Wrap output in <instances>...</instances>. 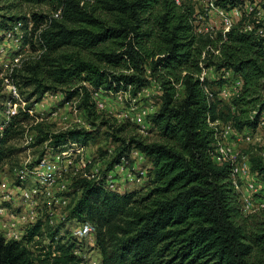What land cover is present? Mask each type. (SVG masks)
Returning <instances> with one entry per match:
<instances>
[{"label":"trees","instance_id":"16d2710c","mask_svg":"<svg viewBox=\"0 0 264 264\" xmlns=\"http://www.w3.org/2000/svg\"><path fill=\"white\" fill-rule=\"evenodd\" d=\"M7 1L10 8L31 4L48 10L0 16L1 30L21 22L20 46L30 50L11 74L19 90L32 88L24 99L35 97L38 102L45 93L60 91L67 102L76 101L90 122L88 129L57 132L36 123L35 142L58 150L73 142L86 147L96 138L99 125L107 126L109 136L118 142L101 175L78 176L66 192L72 200L65 220L93 226L98 264H264V222L256 223L255 214H243L229 164L214 163L210 153L211 123L216 120L231 122L236 129L258 126L264 113V37L238 26L224 35L220 31L197 35L189 23L190 2ZM240 1L217 3L229 7ZM207 45L219 50L218 55L206 50L207 64L241 75L238 96L226 101L214 89L210 98L203 91L196 74ZM152 82L162 92L156 111L148 116L156 140L135 134L123 137L129 123H111L96 110L93 91L136 95ZM206 83L217 88L221 81ZM177 85L183 86L180 95ZM4 97L0 77V102ZM31 106L29 102L26 108ZM28 117L26 110L20 111L5 125L0 166L12 164L24 151L13 142L24 135ZM133 150L148 160L144 183L133 190L109 188L107 172L122 159L131 165ZM252 168L264 172V166ZM50 226L40 219L20 240L0 237V264H90L82 254L83 242L65 234L57 237L58 227L49 232ZM30 242L34 249L27 245Z\"/></svg>","mask_w":264,"mask_h":264},{"label":"rangeland","instance_id":"374dc122","mask_svg":"<svg viewBox=\"0 0 264 264\" xmlns=\"http://www.w3.org/2000/svg\"><path fill=\"white\" fill-rule=\"evenodd\" d=\"M48 12L45 5H31L22 4L18 8H10L9 1L0 0V16L4 15L8 17L10 15H26L29 16L33 12ZM1 32V29H0ZM21 53V59L27 57L30 50L22 49L16 51V45L10 39H4L0 35V65L2 61L13 63L12 56L15 53ZM16 67L14 70L18 69ZM1 71V68H0ZM156 82H152L149 87L140 91L136 95L124 94V93H109L104 92L101 96V101L104 103V108L97 110L105 119H108L111 123H129V125L122 131L123 137H129L130 135H137L146 141H154L158 137L155 131H151L150 124L148 123V116L140 118L134 114L133 119L130 120L131 107L134 108V113L139 112L143 108L154 106L157 109L159 103V96L161 90ZM211 88L216 89V85L211 83ZM32 88L20 89V96L25 102L19 108L20 111H27L28 118L24 122L25 133L32 135L34 141L29 144H24L23 136L15 139L13 144L16 147H25L26 150L19 153L12 159V164L1 165L4 172L7 174V181L9 187L12 188L14 184L13 168L19 164H23L28 161L27 165H32L37 162L41 157H46L51 162H55L59 166L61 177L56 178L55 181L46 185L47 190L37 195L32 203L25 205V203L19 197V190L12 188V195L7 200H2L0 197V206H4L5 212L3 218L0 219V224L7 222L10 219H16L17 221V235H21L22 227L32 215H37L43 220H47L51 225L49 232H53L57 228L59 229L57 237L59 235L73 236L72 228L74 222L65 220L68 205L71 202V196L67 197L66 192L69 190L71 182L78 176L87 173L102 174L107 167L110 158L115 153V148L118 146V142L113 141L109 136V129L107 126L99 125L97 129L96 138L89 143L88 146L80 153H73L68 157H61L56 161L55 155L58 153V149L50 148L47 142L37 144L35 137L37 135V129L34 128L36 123H42V128L48 132L63 131L72 127H84L88 129L90 122L87 115L80 109L76 108V101H66L64 94L60 91L56 93H45L37 102L35 97H31L30 100H25ZM25 91V92H23ZM23 92V94H21ZM262 99H264V92H262ZM228 100V99H224ZM32 102V106L26 108V106ZM2 107H0V120L3 118ZM263 114V113H262ZM253 115V113H252ZM24 133V134H25ZM102 149L103 152L100 150ZM236 150L240 155H246L250 161L251 166L257 164L258 166H264V126L256 129L253 133V139L251 142H240ZM67 159L70 160V164H67ZM81 160L86 164L83 166ZM131 165L123 166L122 169L114 168L112 170L113 175L111 179L116 187H119L120 191L139 189L145 181V169L149 166L148 160L140 156L130 157ZM66 165V169L63 166ZM253 169V168H252ZM141 172V175L140 173ZM142 176L137 181V177ZM33 178L28 177L27 184H32ZM63 186V188L61 187ZM61 196H66V202L63 203ZM253 197L258 198L253 194ZM256 207V206H255ZM243 211V210H242ZM25 215V219L21 218V215ZM246 215V213L243 212ZM256 223L264 222V210L254 212ZM0 236H3V232L0 230ZM74 237V236H73ZM83 256L90 263H96L99 261L98 251L93 248L94 243L89 239L83 241ZM43 243H47V240H43ZM28 246L34 249L33 243H27Z\"/></svg>","mask_w":264,"mask_h":264},{"label":"built area","instance_id":"2783aa9c","mask_svg":"<svg viewBox=\"0 0 264 264\" xmlns=\"http://www.w3.org/2000/svg\"><path fill=\"white\" fill-rule=\"evenodd\" d=\"M172 1L176 5H184L186 2L191 3L192 14L189 18V23L193 32L197 35L208 34L213 36L218 31L224 35L232 27L238 26L240 31L253 33L257 37H264V0H241L235 5H228L229 7L220 5L217 3V0ZM20 27L21 22H18L12 28L1 30L0 32V35L3 36L5 40L10 39L14 42L16 45V51L27 48V46L23 48L20 46L22 41V31ZM206 50H210L214 53V55H218L219 50L214 49L212 45H207L205 51L202 53L201 60L199 61L200 71L196 74V76L199 81L202 82V89L206 93L207 97L210 98L212 96V88L206 83L207 81H215V83L221 81V84L218 85L215 90L217 91V96L222 99H230L238 96L243 87L241 75L238 72H235L232 68L217 67L215 63L207 64L208 54ZM21 56V53L16 52L12 56L13 63L2 61L0 65V77H2L3 91L5 93V97L0 102V107H2L3 111V118L0 120V137L3 135L5 125L12 117L20 113L19 107L25 103L20 96L19 87L13 81V77L11 75L14 68L20 66L22 62ZM176 89V95L182 94V85H177ZM104 92L105 91L98 89L92 93L96 110L104 108V103L101 101V96ZM116 93L131 94L129 91ZM130 109V120H134V114L137 118H140V116H149L156 111L154 106L143 108L139 112L137 111V113H134L133 107ZM211 126L214 131V144L210 151L211 158L216 164H229V176L234 188L240 194L239 198L243 212L246 214H252L259 210H264V172L260 173L258 170L252 169L250 159L246 155H240V153L236 150L240 142H251L254 131L264 126V113L262 114L258 126L255 129H236L231 122H223L221 120H216L211 123ZM23 138L24 144H29L34 141V137L27 132L24 134ZM83 149V146H79L73 142L70 147H66L63 148V150L58 151L55 155L56 161H58L61 157H68L73 153H80ZM132 156L143 157V155L137 150L131 151L130 157ZM128 162V160L122 159L121 163L116 165L114 168L122 169L123 166L128 165ZM27 163L28 161L15 166L12 172L14 175V184H12V188L19 190V193L17 194H19L20 199L25 203V205L32 203L37 195L42 193L44 190H47L46 185L52 184L56 178L61 177V172L58 170V164L51 162L46 157H41L37 162L29 166ZM67 164H70L69 159H67ZM81 164L85 166L86 162L84 163L81 160ZM63 169H66V165L63 166ZM112 170L108 171L106 174V184L109 188L120 191L119 187H116L111 179V176L113 175ZM139 173L141 175V172ZM94 175L101 174H91V176ZM29 176L33 178L32 184H27ZM141 177L142 176H138L137 181L140 180ZM9 185L11 184L7 181V174L0 166V197L2 200H7L8 197L10 198L12 195V188H10ZM61 187L63 188V186ZM253 194L257 195L258 198L253 197ZM61 197L63 199V203H65L67 197ZM5 209L6 208L4 206H0V219L3 218ZM21 218L25 219L26 217L22 214ZM40 219L43 220L38 217V214L32 215L28 220V223H25V226L22 227L23 229L21 235H17L18 229L16 219H10L7 222L0 224V230L3 232V236L0 237L5 239L20 240L26 229L34 225ZM72 224L73 236L78 242H82L84 239H89L91 242L94 241V228L90 223L78 221ZM75 253L80 255L81 251L76 249ZM90 264H98V262Z\"/></svg>","mask_w":264,"mask_h":264}]
</instances>
